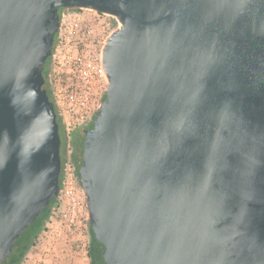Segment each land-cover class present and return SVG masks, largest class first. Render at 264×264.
Segmentation results:
<instances>
[{
	"label": "water",
	"instance_id": "obj_1",
	"mask_svg": "<svg viewBox=\"0 0 264 264\" xmlns=\"http://www.w3.org/2000/svg\"><path fill=\"white\" fill-rule=\"evenodd\" d=\"M66 8L118 24L77 169L104 261L249 263L264 243V0H0V264L62 191L44 68Z\"/></svg>",
	"mask_w": 264,
	"mask_h": 264
},
{
	"label": "built area",
	"instance_id": "obj_2",
	"mask_svg": "<svg viewBox=\"0 0 264 264\" xmlns=\"http://www.w3.org/2000/svg\"><path fill=\"white\" fill-rule=\"evenodd\" d=\"M118 24L113 17L97 10L66 8L56 35L52 59V99L66 140L67 153L62 160V191L67 199L66 208L53 222L64 223L76 241L83 243L88 234L87 196L78 181L77 165L73 157L72 133L86 123L94 121L105 98L107 81L102 71L99 44ZM63 40L67 41L62 45ZM73 41V45L67 47ZM73 144V143H72ZM73 146V145H72Z\"/></svg>",
	"mask_w": 264,
	"mask_h": 264
},
{
	"label": "rangeland",
	"instance_id": "obj_3",
	"mask_svg": "<svg viewBox=\"0 0 264 264\" xmlns=\"http://www.w3.org/2000/svg\"><path fill=\"white\" fill-rule=\"evenodd\" d=\"M66 43L67 41L63 40L62 45H65ZM71 45H73V41L69 42L67 47ZM102 46L103 43L102 45L99 44L97 46V50L99 51V49H101L102 51ZM56 83L55 74H52L51 85H56ZM61 135L63 141H65L62 130ZM72 145L73 144L71 143V148L73 147ZM69 149L70 147H67L66 145L64 153H67L66 151ZM66 205L67 199L65 196H59L57 205L55 206L53 212L50 213L51 215H48L46 227L43 228L38 235L36 245H33L29 249L20 264H90L87 253L88 236L90 235L89 224L86 223V228L88 227V234L84 238L85 240H83V243H80L79 241H76L77 237H73L71 235V231L66 229L67 226L64 223L53 222V219L58 216L61 210L66 208Z\"/></svg>",
	"mask_w": 264,
	"mask_h": 264
},
{
	"label": "flooded vegetation",
	"instance_id": "obj_4",
	"mask_svg": "<svg viewBox=\"0 0 264 264\" xmlns=\"http://www.w3.org/2000/svg\"><path fill=\"white\" fill-rule=\"evenodd\" d=\"M44 76H45V82H46V89L48 90V93H49L50 97L53 98L52 97V92L53 91H52V85H51V82H52V63H51V59L48 60L47 63H46V65H45V68H44ZM58 120H59V118H58ZM92 126H93V121H90L87 126H81V127H79V128L76 129V132H75L76 133L75 134V145H73V147L75 149V154H76V158H77V165H79V163L81 161L80 160L81 158H79V157L81 155V150H82L83 142H84V139H85V130L88 129V128H91ZM61 130H62V128H61V125H60V132H61ZM61 137H62V135H61ZM65 146H66V140L63 141V139H62V143H61V156H62V160H63V156H64V152H65ZM62 177H63V175L61 174V179H62ZM50 208H51V204L48 205L46 208H44L40 212V214L38 215V217L34 221H36L39 218H41L42 214L45 211L49 212ZM47 219H48V216H47ZM47 219L45 217V220H44V223H43V226H44L43 228H45L46 225H47V222H48ZM29 226H28V228H29ZM39 233L36 235L35 242H34L33 245H36V242H37V238H38ZM87 248H88V251L91 250V249H93V248L95 250H99L100 256L102 258L101 264H107L104 261L103 257H102V250L104 249V245L101 242H99L95 238L94 235L93 236H90V235L88 236ZM88 251H87V253H88ZM254 256H255V258L252 259L249 263H242V264H264V243H257L256 244V251L254 253ZM89 260H90V264H92V258L91 257H89Z\"/></svg>",
	"mask_w": 264,
	"mask_h": 264
},
{
	"label": "trees",
	"instance_id": "obj_5",
	"mask_svg": "<svg viewBox=\"0 0 264 264\" xmlns=\"http://www.w3.org/2000/svg\"><path fill=\"white\" fill-rule=\"evenodd\" d=\"M48 60H50V58ZM73 145H75V139L73 141ZM73 157L77 164L75 149H74ZM79 158H81V155ZM48 215H49V212L45 211L42 214L41 218L31 223L29 228H27V230L21 233V235L19 236V238L14 244L12 252L7 256V258L2 262V264H20L21 263L26 253L33 246L36 235L41 230H43V227H44L43 223H44L45 217L47 219ZM88 256L92 258V264H101L102 258L100 256L99 250H95L94 248L89 250Z\"/></svg>",
	"mask_w": 264,
	"mask_h": 264
}]
</instances>
